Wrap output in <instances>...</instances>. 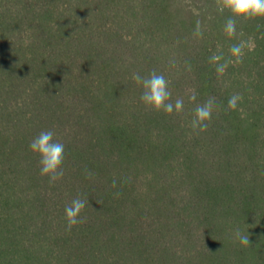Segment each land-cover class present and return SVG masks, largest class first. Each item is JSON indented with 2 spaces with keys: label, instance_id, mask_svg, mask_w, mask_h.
Segmentation results:
<instances>
[{
  "label": "trees",
  "instance_id": "trees-1",
  "mask_svg": "<svg viewBox=\"0 0 264 264\" xmlns=\"http://www.w3.org/2000/svg\"><path fill=\"white\" fill-rule=\"evenodd\" d=\"M229 15L221 0H0V264H264V19L229 36ZM152 71L182 112L141 101L132 74ZM45 130L65 145L54 184L29 149Z\"/></svg>",
  "mask_w": 264,
  "mask_h": 264
},
{
  "label": "clouds",
  "instance_id": "clouds-1",
  "mask_svg": "<svg viewBox=\"0 0 264 264\" xmlns=\"http://www.w3.org/2000/svg\"><path fill=\"white\" fill-rule=\"evenodd\" d=\"M221 11H227L230 15L224 24V32L232 36L236 32L237 20H257L264 19V0H221ZM196 34L199 35L200 28L197 24ZM243 44L232 45L230 52L233 56H242ZM222 57L213 55L211 62L218 63ZM227 63L219 64L216 71L223 73ZM132 79L141 87V101L144 105L157 112L171 114L174 111L180 113L183 111L184 101L177 98L172 102V93L169 89V83L163 74L152 71L148 76H141L139 73H133ZM242 98L239 94H233L228 100V108L235 109L238 101ZM215 98L209 97L203 104L196 106L194 110V119L192 120L193 129L199 128L206 130L207 122L211 120ZM30 151L39 157L40 175L47 177L49 183L54 184L62 179L64 175L63 165L65 160V145L54 139L52 130L41 131L38 136L33 138L29 144ZM90 177V173L88 174ZM89 201L87 198L76 197L69 205L65 207V218L67 228L71 230L74 226L86 222V217L82 215ZM93 211H95L93 209ZM235 237L242 246H250L248 233H241L239 229L235 232Z\"/></svg>",
  "mask_w": 264,
  "mask_h": 264
}]
</instances>
